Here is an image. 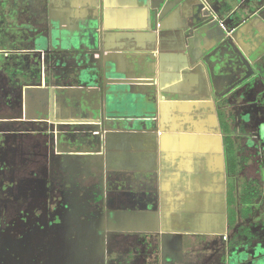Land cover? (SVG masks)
Masks as SVG:
<instances>
[{"label":"crops","instance_id":"1","mask_svg":"<svg viewBox=\"0 0 264 264\" xmlns=\"http://www.w3.org/2000/svg\"><path fill=\"white\" fill-rule=\"evenodd\" d=\"M207 1L208 4L200 0H0V8L6 9H0V24L9 25L11 20L31 23L45 17L53 40L47 52L62 53L57 62L50 64L45 53L9 52L12 58L6 66L16 64L17 91L14 95L0 94L4 105H16L13 128L30 129L33 134L43 126L41 115H45L49 129L62 132L55 133L59 142L73 144L68 135L89 131L80 141H99L94 157H85L83 162H70L71 158L64 161L75 177L87 163L94 164L96 158L109 151L112 161L121 163L113 165V173L127 167L130 178L129 168L141 173L154 170L155 190L145 201L149 207L128 208L127 215L138 212L145 216V227L157 233L159 264H189L182 254L187 238L208 236L220 240L226 232L224 125L219 121L216 100L222 96L219 86L228 90L244 67L240 55L232 50L239 58L235 62L230 58L235 68L231 75L226 74L220 50L229 49L232 39L245 54L264 42V31H256L258 26L264 29V21L258 16L247 23L244 15L238 14L243 29L236 28L228 38L224 34L222 38L216 24L202 27L200 33L191 32L195 23L193 7L203 4L201 16L205 17L214 5ZM14 6L20 8L18 15H12ZM235 53L229 51L231 57ZM32 55L47 58L45 68L49 70L41 67L38 80ZM42 61L45 59H41V65ZM101 68H105L104 83ZM82 70L86 73L79 77ZM137 71L143 73L141 78L135 74ZM2 76L0 86L10 88L13 84H7L9 75ZM53 101L63 102V108L55 107ZM4 111L11 112L12 108L7 106ZM61 112L63 118L58 116ZM4 116L10 118L9 113ZM135 133L139 135L134 137ZM140 136L149 141L146 148ZM129 145L147 151L145 159L134 158L135 149L130 152ZM120 179L123 178L114 180L108 197L112 200L111 210L117 209L113 211L117 217L123 215L122 210L132 198L130 192L116 187ZM87 181L88 193L91 183ZM122 223L133 225L119 222ZM149 244L152 246L151 241ZM149 258L148 264H156L152 253Z\"/></svg>","mask_w":264,"mask_h":264},{"label":"flooded vegetation","instance_id":"2","mask_svg":"<svg viewBox=\"0 0 264 264\" xmlns=\"http://www.w3.org/2000/svg\"><path fill=\"white\" fill-rule=\"evenodd\" d=\"M248 1L251 7L259 10L264 6V4L261 7L257 6L261 3L258 2L257 5L255 4L256 7L252 0ZM200 2L208 4L207 0ZM224 26L226 28V25ZM2 27L3 25L0 24V33ZM235 30L230 31L234 33ZM259 65L262 66L264 63L258 62ZM244 85L245 97L242 100L234 98L244 104V108L237 113L230 110L231 107L228 108L225 115L228 128L224 125L222 129L225 163L227 149L232 144L237 160L246 161L241 163L235 174L230 173L229 164L225 166L228 224L225 234L220 238L223 245H230L235 225H242L243 229L246 226L244 223L255 224V221L264 220L262 205L264 203V137H259L260 127L264 125V98L263 101H258L260 105H254L255 117L247 116L246 112L252 110L249 101L255 88L249 84ZM0 93L3 95L1 89ZM60 103L59 108H63V102ZM238 113H241L240 120L235 118V114ZM0 114L3 112L0 111ZM58 116L63 118L65 115L61 112ZM41 118L43 124H48L45 115H41ZM242 120L249 121L245 123ZM244 124L246 125L242 126ZM11 129L13 125L6 130ZM86 132L89 133L84 131L79 134L78 131V135H68L69 140L74 144L72 147L74 152H72V150L67 151L69 148L64 147V142H59L55 134L37 128L29 138L24 137L27 141H31L30 144H21L18 139V145L15 144L16 149L14 147L15 150L12 148L10 151L15 153L11 164L0 161V192H7L10 189L12 193V187L15 192L10 197L0 195V264H145L150 253L154 261H160L158 242L150 236H156L157 233L150 232L145 227L144 233L150 234L148 236L151 237L148 239L152 242L150 246L149 242L144 244L140 237L134 235L131 230L133 225L129 224L123 226L128 229L129 239L126 240L124 237L121 242L117 241L120 233L119 222L130 223L132 216L127 215V211L119 217L115 216L111 210L112 200L107 197V200L97 201L98 197L95 198V195L87 193L88 187L86 188L85 183L89 180L78 175L76 177L73 175L75 178L69 179L70 172L63 171L64 168H68L64 165L68 154H73L71 158L75 162H83L85 157H94L95 143L93 145L91 142L88 147L86 142L80 141V137H86L84 134ZM53 161L58 168L53 169ZM10 165L15 168L16 177H13L15 171L10 170ZM23 183L28 185L26 189ZM91 187L90 184L89 189ZM251 192L255 194V198L252 204L245 207L246 199ZM262 197L263 199L260 200ZM244 208L250 210V217L246 219L242 214ZM260 208L262 218H258ZM144 217L140 215L139 222H142ZM234 221L236 224L231 225ZM139 227L142 228L143 225ZM112 253L115 254L116 259L110 258ZM257 261L258 258L249 260L247 256H242L233 264L262 263Z\"/></svg>","mask_w":264,"mask_h":264},{"label":"rangeland","instance_id":"3","mask_svg":"<svg viewBox=\"0 0 264 264\" xmlns=\"http://www.w3.org/2000/svg\"><path fill=\"white\" fill-rule=\"evenodd\" d=\"M222 1L223 0H221V1L218 0L219 3H221ZM236 1H238V0H232V1L231 0H224V2H225L224 4L227 5V9H228L227 12H231V11L234 12V9L237 10L238 14H240L241 16L244 15L243 19L247 23L248 22L251 23L254 20H257V16H259V14H261V13H258L257 15H253V14L255 13V11H258L259 8H253L252 9V7L249 5L248 0L244 1L246 5H241L242 7H240V6L236 5L237 4ZM252 2H253V5H255V4L257 5L258 2H261L260 4L257 5L260 7L263 5V0H254V1L252 0ZM247 5H249V6L247 7ZM208 16H210V19H209L210 23L216 22V20L212 14H208ZM229 19L231 20L232 18H229ZM259 20H261V19H259ZM225 22H226V25L228 27L234 25L240 31L243 29V23H242L241 19L235 21L233 24L228 19H226ZM218 26L221 30L220 25H218ZM244 26H247L248 29L251 28L250 25L244 24ZM263 28H264V26H263ZM190 29H191V32H193L194 29L193 28H190ZM256 31L260 32V31H264V29H262V27L258 26ZM261 44L262 43H260L258 45L257 49L253 50L252 53H251V51H246L247 52L246 54L248 56H252L253 58L257 54V57H258L259 54L263 50ZM246 46L247 47L249 46V42L247 43ZM263 46H264V43H263ZM228 47H229V49L227 47H225L224 49L222 48L220 51L223 52V57H224V62L222 64V67L224 68V72L226 74L231 75L234 68H235V66H234L235 64L233 62H235V60L239 58L238 55H236L237 50L239 49V45H238V42H235L232 46H228ZM3 49H4V45H2L0 43V70H2L10 62V60L12 58V54H10L8 52V48L5 51ZM10 49H12V48H10ZM228 50L231 51L232 53H235L232 51V50H235L236 51L235 55L233 57H231L232 55L229 54ZM253 53H255V55H252ZM8 54H10V56H9V58H6V56ZM23 57L26 61L29 60V57H27V56H23ZM32 58L35 61V62L31 61L33 63L32 65L36 68V71H37V74L35 75L36 76L35 79L38 80L37 75L41 72L42 69H44L46 67V57L41 55L40 57H34L33 56ZM43 58L45 59V61L44 62L42 61V65H41V59H43ZM230 58H232L233 62L229 61ZM258 62L264 63V52L261 53L258 60H256L254 63H251V65L254 67V69L257 68L258 71L261 72L260 75H259V73H257V71H255V73H253L252 75H248V80L246 79L247 81L245 80L246 81L245 83H243L241 86L236 87L235 89L230 88L227 90V88H224V90H223V88L221 86H219L220 91L223 92V93L221 92V94H220V95H222L221 98H225L226 101H229L228 102L229 105L227 104L229 107L227 106L226 108L228 109L231 107L230 110H233L234 113H237V111L239 112L242 108H244V104L239 103V101H237V100H242V98L245 97V93H244V91H245L244 86L245 85L244 84H249L250 86H253L255 88V90L252 92L251 100L250 101L248 100L249 105H252V107H251L252 110L246 112L247 116L249 115L250 117L254 118L255 114H256V112L254 114V111H256V109L254 108L255 107L254 105H260V103L258 102L259 100L263 101L262 98H264V65L258 66ZM41 67H42V69H41ZM46 70H49V69L45 68V71ZM247 71H246V68H244V70L241 71V77L246 75V73H248ZM3 73H4L3 71L0 73V82L3 78V76H2ZM6 74L9 75L10 72L6 73ZM135 74H138V77H140V78H141V76H143V73L138 72V71ZM18 80H19V78H16L15 81L9 80L7 84H15V82H18ZM4 83H6V81H4ZM234 98L237 100H235ZM261 104H263V103H261ZM76 105L80 106L79 103ZM73 106H74V104H73ZM245 106H246V104H245ZM246 115H244V116H246ZM0 116L3 119V116L2 115H0ZM239 116H241V113L235 114V118H239V120H240ZM41 121H43V120H41ZM242 121H244L246 123L249 120H242ZM245 125L246 124H244L242 126H245ZM13 127H16V126L13 125ZM8 128H10V127L8 126ZM41 129L43 131H48L49 134H52V133L55 134L59 130L57 128L49 129V125L47 123L43 124ZM260 130H261V132H260L261 134L259 133L260 134L259 137H261V136L264 137V125H261ZM31 132L32 131L30 129H26V130L25 129L24 130L19 129V130H17L16 128H13L11 130H6L5 128H0V161L7 162V163L11 164V160H12V158H14L13 155H15V153H12L10 151H12V148H13V150L16 149L15 144L18 145V143H17L18 139L21 142V144H30L31 141L29 142L26 139L32 135V134H30ZM60 133H62V132L60 131ZM138 135H139V133H137V134L135 133L133 136L135 137ZM25 136H26V139L24 138ZM64 136H65V134H64ZM133 136H130L129 139L132 140ZM140 138H141L140 139L141 145L144 146V148H146L149 141H147L146 137L143 138L140 136ZM68 139H70V137ZM151 139L152 138H150V140ZM230 141H231V139H230ZM63 142H64V147L72 148L74 146V144H71V142H69L67 140H64ZM91 142H92V139H90L88 142H86V144L89 145ZM92 144L94 145V143H92ZM98 145H99V141H96V144L94 146L98 147ZM106 146H107V144H106ZM14 147H15V149H14ZM233 147H234V144L231 145V149H234ZM127 149L131 150L130 152H133L135 149L133 154H134V158H137V159L144 160L145 156L147 154V151H142V148L138 149L137 146L135 148L134 145H129V147H127ZM104 152H105V150H104ZM111 154L112 153L110 151L107 153L105 152L103 157H101L100 159L96 158V160L94 161V164L87 163L86 167L80 173V176L82 178H84L86 180L90 179L92 187L89 189L88 194L95 195V197H98L97 201H100L99 199L101 197H102V200L103 199L107 200V197H110V195H111V190L114 189V182H115L114 180L117 178H123V179L119 180V182H121V183L116 187H118L119 189H121L124 192H126V191L130 192L131 197H132L131 200L126 204L124 209L126 211L128 210V208L129 209L135 208L136 210H139V209L143 210V208H144L147 210V208L149 207V204L145 203V201H148L150 199V197H151L150 192L155 190L154 189L155 178H156L155 171L154 170L151 171L152 173L150 171H145V172L141 173V172L137 171V168H134V169L129 168V170L131 172L130 178H128L127 174H126V172L128 171L127 167L126 168L122 167L116 173H113V171H112L113 165L118 164L120 162L112 161ZM236 156L237 155L234 152V154L232 155V159H233L234 163L236 164L237 168L238 167L240 168L241 163L242 162L246 163V161L245 160L240 161V159L237 160ZM71 157L72 156L70 154H68V155H66L65 158L70 159ZM132 157H133V155L130 154V158H132ZM101 159H103V160H101ZM71 160H73V159L71 158L70 162H71ZM100 160H101V163H100ZM226 161H227L226 164H230V160H228V158ZM132 166L135 167V165H132ZM52 167H53V169H56V167H57L54 161L52 163ZM62 168L63 167H61L60 169L62 170ZM10 170H12V172H13V170L15 171V168L11 166ZM251 170L252 169H250V171ZM63 171L65 173H67L68 170L64 168ZM16 175H17V172L15 171V176L13 175V177H16ZM68 178L74 179L75 177H73L71 174H69ZM25 183H26V181H25ZM25 183H23V185H25ZM27 187H28V185L26 184L24 186V189H26ZM260 188H261V186H260ZM259 189H257L258 192H259ZM12 193H15L14 187H12ZM12 193L9 189V190H7V192L6 191L0 192V195L4 194V195H7L8 197H10V195H13ZM153 193H154V191H153ZM140 197H141V199L139 200ZM261 199H263V197L260 198V200ZM262 205L264 207V203H262ZM108 208H109V206H108ZM111 208H112V206H111ZM124 209L122 211L126 212ZM116 210L117 209H114L112 211H116ZM258 212H260V214L258 215V218H262V216H261L262 209L260 208V210H258ZM137 214H139V213L136 212L135 214H133L134 216L131 217V223H133V229H131L132 232H134V235L140 237L141 240H143L144 244H145V242H149L148 239H150L151 237L155 241L156 236H152L150 234L144 233L145 220H143L142 222H139L140 219H139V215H137ZM248 223H250V222H248ZM142 224H143V227L142 228L139 227V225H142ZM244 224L250 225V226L252 225V224H247V223H244ZM123 226H126V225L120 224L118 227V230L120 231V233H119V238L117 239V241H119V242H121L124 237L126 238V240L129 239V237H128L129 233L127 232L128 229H126V227H123ZM254 226H255L254 227L255 230L257 231L258 237L252 241V244H254V246L257 247V245L260 242L259 238L260 239L262 238V240L264 239V230H263L264 225H262L261 222H258ZM148 235H150L151 237H149ZM240 246L242 247L243 251H246L244 249L245 244L243 242ZM225 249L229 250V248L227 246L221 244V241L217 237H208V236H206V237H190V238H187L185 240V243L183 245L182 254H184V259H185L186 263H189V264H190V262H193L192 264H224V262H227V261L230 264H233L235 261L241 259V256H240L241 251H240L239 255L237 253H231V257L229 259H227L226 261L222 262L223 251ZM242 255H245V253ZM138 256H140V255H138ZM110 258H112V260H113V258L116 259L115 254L112 253ZM190 258H192L191 261H190ZM260 258H262L261 255L258 257V259H260ZM148 259H150V258L148 257ZM148 259L146 260L145 264L146 263L148 264ZM103 261H105V259H103ZM156 264H159V262L157 261ZM249 264H251V263H249ZM259 264H262V263H259Z\"/></svg>","mask_w":264,"mask_h":264},{"label":"trees","instance_id":"4","mask_svg":"<svg viewBox=\"0 0 264 264\" xmlns=\"http://www.w3.org/2000/svg\"><path fill=\"white\" fill-rule=\"evenodd\" d=\"M263 4H264V0H263ZM253 8L254 7H252V9ZM1 10H4V9L1 8ZM19 11H20V8L17 6H14V9L12 11V15H18ZM258 13H261V14H259V16L262 20H264V6H263L262 10L258 9V11H255V13L253 15H257ZM2 28L3 29L1 31L0 43L2 45H4V49L8 48V50L10 52H17V51H21V50L35 49L37 47L40 48L42 42H40V40L35 38V36H37L38 33L39 34L42 33L43 29L46 28V23L45 22L41 23V21H39L38 19H37V21L35 20L31 23L27 22V21L13 22L11 20V23L9 25H3ZM29 32L32 33V35H33L32 37H30ZM10 48H12V49H10ZM3 72L5 74L10 72V74H9L10 81H15L16 78H18L16 64L12 63L11 67L6 66ZM44 77H47L45 73H44ZM16 83L17 82H15V84H13V85H10V88H8V89H5L2 86H0V89L4 95H11V94L14 95L17 91V89L15 87ZM61 94L62 93H60V95ZM46 95H47V92H46ZM53 102L56 103V104H54L55 107H57V108L61 107L60 102H55V101H53ZM228 102L229 101H226L225 98H221V96H220V98H218L216 100V104L218 105V109L220 110V111H218L219 121L222 122V124L225 125L226 128H228V124L225 121L226 120L225 115H226L227 110H228L226 108ZM8 105L9 104L4 105L1 101L0 111H3V114H0V115L4 116L7 113H9L10 115L14 114V109H15L16 105H14L13 103H10V106L12 105V111L11 112H5L4 109ZM6 121L7 122L4 123V119H2V117L0 116V128L11 125L12 121H8V120H6ZM233 154H234V150L231 149V146H229V148L227 149L226 158H228V160H230V164H229L230 173L232 172L233 174H235V172L237 170V166L232 159ZM254 198H255V194L253 192H251V194H249L248 198L246 199L247 203H246L245 207H248L250 204H252V201ZM232 212H234V211H232ZM242 214H243L244 219H246V218L250 217V210L244 208V211L242 212ZM235 221H237V219H235ZM235 221H234V223H231V225H235L236 224ZM257 223L258 222L255 221V224L253 223L251 226L246 225V226H244L243 229H242V225H239V226L235 225L234 226V232H233L234 234H233V238L231 239L230 245L236 244V247H238V245H241L243 242L245 244L244 249L247 252L242 250L241 252L237 251L236 253L239 255V252H240L241 257L247 256V259H249V260L250 259L252 260V258L256 259L261 255L262 258L258 259V261H261L262 264H264V239L262 240V238L261 239L259 238L260 242L257 245V247H255L254 244H252V241L258 237L257 231L254 228L255 227L254 225H256ZM261 223H262V225H264V220ZM255 252H257L256 255H254ZM244 253H245V255H242Z\"/></svg>","mask_w":264,"mask_h":264},{"label":"water","instance_id":"5","mask_svg":"<svg viewBox=\"0 0 264 264\" xmlns=\"http://www.w3.org/2000/svg\"><path fill=\"white\" fill-rule=\"evenodd\" d=\"M221 1V0H220ZM232 1V0H231ZM245 0H238V1H236V5H238V6H240V7H242L241 5H243L245 2H244ZM209 5H212V4H214L212 7H210V11H209V13L210 14H212L213 15V17L215 18V20H216V22L215 23H210L209 22V19H210V16H205V17H203V16H201V10L204 8V5L203 4H197V5H195L193 8H194V13H193V17H194V21H195V23H193L191 26H192V28L195 30V32H194V30H193V32H194V34L195 33H200V30H201V28L202 27H207L209 24H216V26H218V25H220V27H221V32H222V38H223V34H224V36H226V38H228V36H230L231 34H232V31H230L231 29H236L237 27L236 26H234V25H232V26H230V27H228L227 25H226V19H228L232 24L235 22V21H237L238 20V11L237 10H235L234 9V12L233 11H231V12H227V5L226 4H224L225 2H224V0L221 2V3H219L218 2V0H209ZM216 8H215V7ZM237 17V18H236ZM229 18H232L231 20L229 19ZM237 19V20H236ZM46 18L45 17H43V18H40L39 19V21H41V23H46V21L48 22V19L46 20ZM219 21H222V22H220L219 23ZM224 24V25H226V28H222V25L221 24ZM43 25V24H42ZM45 26V25H44ZM195 27V28H194ZM218 28H219V26H218ZM220 29V28H219ZM193 34V33H192ZM35 38H37L38 40H40V42H42V44H41V47L40 48H35V49H29V50H26V52H30V53H32V54H34V55H40V54H43V53H45L46 54V56H49L48 57V62L51 64V62H54V61H56L57 62V60L58 59H60V57H61V55H62V53H60V52H56V53H54V52H52L51 54H49L48 52H47V50H50L51 49V46H52V44H53V40H52V38H51V35H50V28H49V24H47L46 23V28H44L43 29V31H42V33H38V35L37 36H35ZM235 40H231V42H230V44L229 45H233L235 42H234ZM234 42V43H233ZM263 43L264 42H262V52H264V46H263ZM239 45V44H238ZM238 49V48H237ZM4 51L6 50V49H3ZM8 52H10L9 50H8ZM261 52V53H262ZM237 53L240 55V59L242 60V65L241 66H243L244 68H247V72L248 73H246V75H244L243 77H241V72L238 74V75H236V81H235V83L233 84V85H231V87L230 88H232V89H235L236 87H238V86H241L243 83H245L246 81V79L248 80V75H252L253 73H255V71H257V73H259V75H260V73L261 72H259L258 71V69L256 68V69H254V67L251 65V63H254L256 60H258V58H259V56L261 55V53L259 54V56L257 57V54H256V56H254V58L252 57V56H248L247 54H245V52L242 50V48L239 46V49L237 50ZM48 54V55H47ZM34 55H32V56H34ZM253 55H255V53H253ZM23 57V56H22ZM257 64V63H256ZM104 69L105 68H101V83L103 82L104 83V81H105V72H104ZM243 69V68H242ZM84 70H85V68H84ZM84 70H82V72L81 71H79V72H81V75L79 76V77H81L83 74H85L86 72H84ZM88 72L90 71V70H87ZM212 71V70H211ZM242 71V70H241ZM78 71H77V73H79ZM71 74L72 75H74V76H76L77 78H78V75L77 74H75L73 71L71 72ZM211 74L212 75H214L213 74V72H211ZM93 77H94V73H93ZM241 77V78H240ZM240 78V79H239ZM239 79V80H238ZM104 80V81H103ZM214 80V79H213ZM229 88V89H230ZM87 88H85L84 87V91L86 90ZM9 105H8V107L9 108H12V105L10 106V103H8ZM9 116H7L6 118L5 117H3V119H4V123L5 122H7L6 120H8V121H12L11 122V124L12 123H14L15 121H17L16 120V118L14 117V116H12V115H10V118H8ZM235 245V246H234ZM225 246H227L228 248H229V250H224L223 251V258H222V262H224V261H226L227 259H229L231 256V253H236L237 251H242L243 249H242V247L240 246V245H238L239 247H236V244H232V245H226L225 244ZM240 248V249H239ZM245 252H247V251H245ZM224 264H230L228 261L227 262H224Z\"/></svg>","mask_w":264,"mask_h":264},{"label":"built area","instance_id":"6","mask_svg":"<svg viewBox=\"0 0 264 264\" xmlns=\"http://www.w3.org/2000/svg\"><path fill=\"white\" fill-rule=\"evenodd\" d=\"M221 25H222V28H225V26L223 24H221Z\"/></svg>","mask_w":264,"mask_h":264}]
</instances>
